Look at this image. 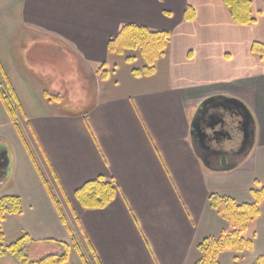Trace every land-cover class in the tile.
Listing matches in <instances>:
<instances>
[{"label": "crops", "instance_id": "obj_1", "mask_svg": "<svg viewBox=\"0 0 264 264\" xmlns=\"http://www.w3.org/2000/svg\"><path fill=\"white\" fill-rule=\"evenodd\" d=\"M252 12L256 23L240 25L223 0H0V62L27 126L21 135L0 99V145L13 147L0 199L22 203L21 214L2 222V244L29 236L31 250L61 252V243L76 242L87 264H196L200 244L230 230L210 196L254 204L252 190L264 186V57L251 51L264 44V0H253ZM128 24L170 34L154 76L136 77L142 60L108 51ZM42 43L80 62L79 75L106 66L88 108L72 112L50 99L59 74L26 61ZM214 96L239 99L254 117V146L232 171L206 168L191 143L192 118ZM98 178L116 184V198L84 209L76 192ZM260 210L245 233L254 248L226 250L221 264L264 258V204ZM65 264L85 262L71 249Z\"/></svg>", "mask_w": 264, "mask_h": 264}, {"label": "trees", "instance_id": "obj_2", "mask_svg": "<svg viewBox=\"0 0 264 264\" xmlns=\"http://www.w3.org/2000/svg\"><path fill=\"white\" fill-rule=\"evenodd\" d=\"M223 1L230 10L232 19L237 24L251 25L256 23L252 12L253 0ZM193 17L194 10L189 7L186 11V19L191 20ZM169 41L170 34L166 31H154L144 26L128 24L123 26L118 35L109 42L108 51L111 55L124 57L130 63L141 59L143 65L135 68L133 73L136 77H150L156 74L158 62L166 55ZM251 51L253 54L263 58L264 44L253 43ZM134 54H138V58ZM0 74V99L11 116L14 126L22 135L16 109L21 114L23 109L11 80L1 63ZM106 76L107 71L102 72L101 80H105ZM1 147L5 146L2 145ZM256 185L258 187L252 190L255 199L254 204H238L231 198L217 194L210 196L209 200L212 209L217 211L228 222L230 230L224 232L219 238L205 239L199 246L201 257L196 264H221L220 255L226 250L245 252L254 248V241L247 239L245 233L251 223L259 218L261 205L264 204V186L259 187L260 183ZM117 193L118 189L115 183L104 178H98L85 183L78 189L76 199L84 209H105L114 201ZM21 212L22 203L19 197L13 196L0 199V258L10 252L22 264H65L68 261V251L61 257L48 256L38 262H31L25 253L27 246L33 242L29 236H24L8 247L2 246L4 241L2 222L8 215H17L21 214ZM60 215L62 222L67 227V221L61 212ZM62 244L66 249L68 248V245ZM77 251L80 252L79 249ZM80 255L85 264H87L81 252ZM254 264H264V258H258Z\"/></svg>", "mask_w": 264, "mask_h": 264}, {"label": "rangeland", "instance_id": "obj_3", "mask_svg": "<svg viewBox=\"0 0 264 264\" xmlns=\"http://www.w3.org/2000/svg\"><path fill=\"white\" fill-rule=\"evenodd\" d=\"M134 55L138 58V54H134ZM26 61H27V64L29 63V65L33 68L34 71L39 70L43 72L47 68H50V69L54 68V70L57 71V74H59L60 79L58 77H56L57 80L55 79L56 81L55 90H58V91L53 92L50 89L51 90L49 91V94H51L50 99H52L53 101L59 99L60 101L59 100L58 101L61 103V105L63 107H67L68 110L72 112L75 111V107L79 105L80 103H82L81 105L85 106L86 108H88L93 103L95 94H96V91L99 85L98 75H100V79H101L102 72L107 71L106 66H104V68H103V65L100 67L97 66L96 68L97 72L95 74V68L90 70L87 66H84L81 68L80 75H79V72L74 66V64H76V62L79 64L80 62H78L76 59H73L68 53L65 54L63 52H58L55 46L47 45V43H42L41 46H32L30 48V51L28 53V58L26 59ZM138 62H141V59H139ZM5 72L7 73V71ZM0 79H1V74H0ZM17 84L19 87H21V83H17ZM16 110H17V120L19 121L20 130L21 132L23 130L26 132L27 126L26 124L25 125L23 124L24 120H23L22 114L18 109ZM86 110L87 109L82 110V111L85 112ZM8 116L10 115L8 114ZM10 119L12 120L11 116H10ZM5 146L8 147L9 152L10 150L11 151L13 150V147L10 143H6ZM74 243L72 245L65 243L66 245H68L67 249L61 243V250H60L61 252H58L57 247H51L48 249L47 251L48 253L45 251L35 252L34 250H31L29 248L31 244L30 243L27 246L25 253L28 256V259L33 263L38 262L48 256L61 257L65 255L67 251H68V258H69V252L71 249L78 250L80 248L78 244L76 245V242ZM2 246L8 247L3 244ZM12 257L16 259V257L13 256L12 253L7 252L5 256L0 258V260L11 259ZM18 262L19 264H22V262L20 261Z\"/></svg>", "mask_w": 264, "mask_h": 264}, {"label": "flooded vegetation", "instance_id": "obj_4", "mask_svg": "<svg viewBox=\"0 0 264 264\" xmlns=\"http://www.w3.org/2000/svg\"><path fill=\"white\" fill-rule=\"evenodd\" d=\"M201 106L198 107L193 118L204 109ZM200 116L202 117L201 130L206 135V145L212 151L209 155H205L203 152L205 164L214 168L239 165L254 146L252 131L255 130V124H250L248 128L249 141L244 146V124L237 109L217 104L208 106ZM190 138L192 140L191 130Z\"/></svg>", "mask_w": 264, "mask_h": 264}, {"label": "water", "instance_id": "obj_5", "mask_svg": "<svg viewBox=\"0 0 264 264\" xmlns=\"http://www.w3.org/2000/svg\"><path fill=\"white\" fill-rule=\"evenodd\" d=\"M217 104H221L224 105V107H228V108H235L237 109L242 117L243 120V124H244V133H245V137H244V141L243 144L244 146L247 144V142L249 141V132H248V128L250 126V124L252 123V125L254 124V117L252 115V113L250 112V110L248 109V107L239 99L236 98H229V97H225V96H214V97H210L209 99H207L206 101H204V103H202L201 108L205 110L208 106H215ZM199 111L196 116L193 118V121L191 123V143L193 146V149L196 153V155L198 156V158L201 160V162L203 163V165L214 171V172H227V171H232L235 168L238 167L237 164L234 165H229V166H224V167H220V168H214L211 166H207L205 164L204 161V154H210L212 153L211 148L208 147L206 145V135H204V133L201 130V119L202 117L201 112ZM203 116V115H202ZM251 121V122H250ZM252 137L253 140L255 138V130L253 129L252 131ZM2 145H0V186H2L4 184V182L6 181V179L9 177V173H10V153L7 147H1Z\"/></svg>", "mask_w": 264, "mask_h": 264}]
</instances>
